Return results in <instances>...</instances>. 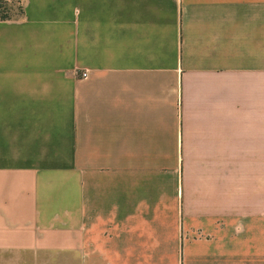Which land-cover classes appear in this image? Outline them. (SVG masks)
<instances>
[{
  "label": "crops",
  "instance_id": "obj_1",
  "mask_svg": "<svg viewBox=\"0 0 264 264\" xmlns=\"http://www.w3.org/2000/svg\"><path fill=\"white\" fill-rule=\"evenodd\" d=\"M0 264H264V0L0 18Z\"/></svg>",
  "mask_w": 264,
  "mask_h": 264
},
{
  "label": "rangeland",
  "instance_id": "obj_2",
  "mask_svg": "<svg viewBox=\"0 0 264 264\" xmlns=\"http://www.w3.org/2000/svg\"><path fill=\"white\" fill-rule=\"evenodd\" d=\"M21 12V0H0V16L17 17Z\"/></svg>",
  "mask_w": 264,
  "mask_h": 264
},
{
  "label": "trees",
  "instance_id": "obj_3",
  "mask_svg": "<svg viewBox=\"0 0 264 264\" xmlns=\"http://www.w3.org/2000/svg\"><path fill=\"white\" fill-rule=\"evenodd\" d=\"M0 18H9V16L7 14H4V15L0 16Z\"/></svg>",
  "mask_w": 264,
  "mask_h": 264
},
{
  "label": "built area",
  "instance_id": "obj_4",
  "mask_svg": "<svg viewBox=\"0 0 264 264\" xmlns=\"http://www.w3.org/2000/svg\"><path fill=\"white\" fill-rule=\"evenodd\" d=\"M82 73H83V76H87L88 74L87 70L83 71Z\"/></svg>",
  "mask_w": 264,
  "mask_h": 264
}]
</instances>
